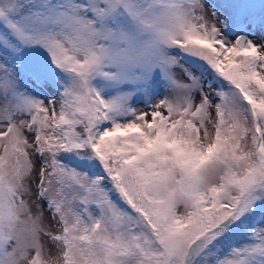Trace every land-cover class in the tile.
<instances>
[{
  "label": "snow or ice",
  "instance_id": "obj_1",
  "mask_svg": "<svg viewBox=\"0 0 264 264\" xmlns=\"http://www.w3.org/2000/svg\"><path fill=\"white\" fill-rule=\"evenodd\" d=\"M0 264H264V0H0Z\"/></svg>",
  "mask_w": 264,
  "mask_h": 264
}]
</instances>
